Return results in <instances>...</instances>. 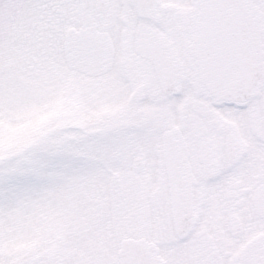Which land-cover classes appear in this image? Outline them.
<instances>
[{"label": "snow or ice", "instance_id": "6c2138e0", "mask_svg": "<svg viewBox=\"0 0 264 264\" xmlns=\"http://www.w3.org/2000/svg\"><path fill=\"white\" fill-rule=\"evenodd\" d=\"M0 264H264V0H0Z\"/></svg>", "mask_w": 264, "mask_h": 264}]
</instances>
